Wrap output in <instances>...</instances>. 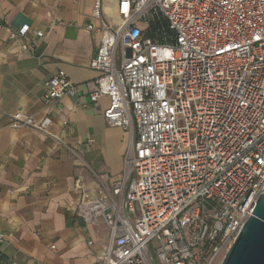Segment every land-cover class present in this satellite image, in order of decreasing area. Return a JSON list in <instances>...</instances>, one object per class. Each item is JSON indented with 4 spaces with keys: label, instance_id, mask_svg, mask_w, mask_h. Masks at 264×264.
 I'll return each instance as SVG.
<instances>
[{
    "label": "built area",
    "instance_id": "2783aa9c",
    "mask_svg": "<svg viewBox=\"0 0 264 264\" xmlns=\"http://www.w3.org/2000/svg\"><path fill=\"white\" fill-rule=\"evenodd\" d=\"M103 1L86 27L98 36L89 101L105 98L106 125L132 139L120 179L75 208L109 232L96 264H220L264 192V0H116L115 23ZM155 14L172 42L143 36ZM46 87L47 104L75 91L62 71Z\"/></svg>",
    "mask_w": 264,
    "mask_h": 264
},
{
    "label": "crops",
    "instance_id": "0c3cea01",
    "mask_svg": "<svg viewBox=\"0 0 264 264\" xmlns=\"http://www.w3.org/2000/svg\"><path fill=\"white\" fill-rule=\"evenodd\" d=\"M115 1H103L112 23ZM94 3L0 0V264H96L108 243L102 222L75 213L82 194L120 179L132 139L106 125L105 98L89 101L99 76L89 68L98 36L86 29L100 24ZM19 29L25 35L11 39ZM59 71L75 91L47 104L46 82ZM16 113L36 124L48 118L50 136L12 128Z\"/></svg>",
    "mask_w": 264,
    "mask_h": 264
},
{
    "label": "water",
    "instance_id": "95a60500",
    "mask_svg": "<svg viewBox=\"0 0 264 264\" xmlns=\"http://www.w3.org/2000/svg\"><path fill=\"white\" fill-rule=\"evenodd\" d=\"M220 264H264V192Z\"/></svg>",
    "mask_w": 264,
    "mask_h": 264
},
{
    "label": "trees",
    "instance_id": "16d2710c",
    "mask_svg": "<svg viewBox=\"0 0 264 264\" xmlns=\"http://www.w3.org/2000/svg\"><path fill=\"white\" fill-rule=\"evenodd\" d=\"M143 36L156 43H163L164 40H167V43L173 41V34L168 28L167 21L160 14H155L148 20L143 29Z\"/></svg>",
    "mask_w": 264,
    "mask_h": 264
},
{
    "label": "rangeland",
    "instance_id": "374dc122",
    "mask_svg": "<svg viewBox=\"0 0 264 264\" xmlns=\"http://www.w3.org/2000/svg\"><path fill=\"white\" fill-rule=\"evenodd\" d=\"M134 140H135V138H134Z\"/></svg>",
    "mask_w": 264,
    "mask_h": 264
}]
</instances>
